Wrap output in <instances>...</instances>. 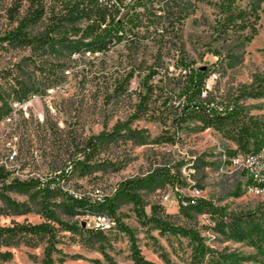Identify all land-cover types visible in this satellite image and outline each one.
<instances>
[{"label": "rangeland", "instance_id": "obj_1", "mask_svg": "<svg viewBox=\"0 0 264 264\" xmlns=\"http://www.w3.org/2000/svg\"><path fill=\"white\" fill-rule=\"evenodd\" d=\"M164 1H148L135 12L128 9L136 0L102 9L100 29L126 13L128 20L120 41L96 49L84 35L99 9L75 19L69 16L72 0H0V225L49 220L67 227L54 238L55 264H134L133 249L150 264H189L193 232L205 245L236 255L239 264H264V247L259 250L251 237L262 233L264 196L250 190L246 172L229 165L234 140L197 110L183 112L195 102L226 110L264 68V2L246 39L247 28L216 34L212 26L220 14L199 0H192L191 12L178 22L157 23L154 14L166 11ZM35 9L41 15L33 18ZM19 32L46 41L9 37ZM199 67L206 68L205 78L216 74L205 97L192 93ZM238 103L248 110L246 117L264 116V99L243 97ZM125 120L147 130L143 142L104 141L92 159L83 160L90 136ZM68 165L63 184L40 185ZM157 169L171 177L157 174L135 189L141 208L114 197L126 180ZM16 180L30 183L17 186ZM97 193L106 200L103 212L117 222L109 231L92 229L91 208L71 198L92 200ZM189 197L208 198L226 215L253 210L261 215L253 225L229 228L189 206L184 199ZM45 241L43 235L11 238L0 245V264H43Z\"/></svg>", "mask_w": 264, "mask_h": 264}, {"label": "trees", "instance_id": "obj_2", "mask_svg": "<svg viewBox=\"0 0 264 264\" xmlns=\"http://www.w3.org/2000/svg\"><path fill=\"white\" fill-rule=\"evenodd\" d=\"M151 0H136L129 7L128 11L131 10L135 12L137 7H145L147 2ZM158 2V0H156ZM206 4H211L217 8L220 17L216 20L215 26H212L214 32L218 35L226 32L227 30H243L245 28L250 29V34L247 33L246 39L252 36L254 31V24L251 18L254 20L257 17V11L259 4L264 2V0H199ZM97 0H87L86 3L83 0H72L70 2L69 16L75 19L82 18L85 15V11H89V16L92 11L98 10L96 18L93 20L90 26L91 32L84 35V37H90V43L94 44L96 49H105L107 45L114 41H120L123 36L120 34L119 30L123 31V27L127 25L125 20H128L127 13L124 15L123 20H116L111 22L108 26L105 25L100 29L101 24L105 18V7L100 6ZM193 6L192 0H166L164 5L161 6L165 8L163 14H154V19L158 23L162 19L167 18L170 23L178 22L180 19L186 17L191 12V7ZM81 7V8H80ZM103 9V10H102ZM101 10V11H100ZM108 10V9H107ZM161 8L159 9V11ZM41 10H34L31 17L36 18L41 15ZM124 21V22H123ZM124 24V25H123ZM87 27L84 28V30ZM77 34L78 31L73 32ZM9 37L18 38L28 43H42L46 41V38L41 35H30L25 33H17L16 35L10 34ZM195 79L193 83L192 93H200L203 85V80L206 76V68L199 67L194 73ZM251 82L248 84H243L239 90V93L233 98L232 103L226 110L222 111H211L210 109L202 106L199 103L185 104L183 107V112L190 108L197 110L203 115V121H206L208 125H213L223 132L227 137L234 140L236 144V149L233 150L232 154H236L238 151L243 152H258L264 147V116H248L245 107L239 104V100L243 97L251 98H262L264 99V68L260 72L252 74ZM9 113V109L4 111V115ZM245 117V118H244ZM119 137H124L125 139L138 140L143 142V139L147 137V130L145 128H134L130 124L129 120L116 122L111 130L101 131L97 135L90 136L86 143L84 144L82 154L83 160H90L96 149L104 141H109ZM252 140V141H251ZM72 168V167H71ZM70 168V169H71ZM71 171V170H70ZM157 174H165L169 177L171 175L168 171L163 169H157L154 172L147 175V177L142 179H130L126 180L120 184L114 194L116 196H124L134 202L136 206L141 208V197L135 192V189L142 183L155 178ZM66 175V172H64ZM26 181H15V185L23 186L29 184ZM47 188V187H45ZM44 188V189H45ZM238 191L234 192L233 195H238ZM72 201L80 206H86L91 208L93 212H103L102 204L103 202L93 201L90 202L84 198L72 197ZM188 200V205L194 207L197 211L202 213H209L210 215H215L218 222L229 228H239L243 223L250 222L251 225L255 224L259 215H261L260 210L237 212L234 214L226 215L223 213L222 207L215 205L212 200L203 197L184 198ZM111 198H109V202ZM110 208L111 203L107 204ZM141 211H143L141 209ZM150 220L157 221L154 215L148 217ZM55 220V219H54ZM60 229H67L63 226H55L51 221H41L38 223H13L11 225H0V245H9V240L11 238L21 236V235H43L45 237L46 245L43 249V264H55L52 258V252L54 249V238L56 232ZM260 231L264 233V226L259 227ZM261 233V234H262ZM252 235L253 244L261 250L264 247L263 235ZM191 238L193 241L192 247V260L189 264H239L238 257L233 254H226L217 249L209 247L204 244L203 238L200 237L196 232L191 233ZM247 239V238H246ZM249 239V238H248ZM247 239V240H248ZM134 264H150L145 262L143 258L138 254L136 249H133Z\"/></svg>", "mask_w": 264, "mask_h": 264}, {"label": "built area", "instance_id": "obj_3", "mask_svg": "<svg viewBox=\"0 0 264 264\" xmlns=\"http://www.w3.org/2000/svg\"><path fill=\"white\" fill-rule=\"evenodd\" d=\"M128 1H132V0H128ZM97 3L108 10H112L116 7H119V0H97ZM160 30L163 31L162 28H160ZM119 31L120 34L124 36V32L122 30ZM215 77L216 74L212 73V75H209L207 78L204 79L201 88L202 96L204 97L207 96L208 91L211 89V81ZM219 111H222V109L220 108ZM258 152H262V159H264V147L258 150ZM229 165L231 166L233 171L249 172V175H251L253 179V191H256V193H264V166H257V159H252V155H249V153L247 152L244 153L237 152L236 154L230 156ZM68 167H72V165H68L67 167L64 168V170H59L55 172L53 178H51L49 182L47 183L41 182L40 185L42 187L48 188V187H54L56 183L58 185L63 184L64 172H66ZM75 197H77V195H75ZM192 198L195 197H191L190 201H192ZM104 200L105 198L97 193L94 195L92 200L89 201L103 202ZM186 203H188V200L186 201ZM90 220H91L90 227L94 230L103 228L105 221H112V224H114L115 226L117 224L115 218L105 212H93V214H91L90 216Z\"/></svg>", "mask_w": 264, "mask_h": 264}, {"label": "bare ground", "instance_id": "obj_4", "mask_svg": "<svg viewBox=\"0 0 264 264\" xmlns=\"http://www.w3.org/2000/svg\"><path fill=\"white\" fill-rule=\"evenodd\" d=\"M212 75V74H211ZM249 155H252V159H257V166H264V159H262V152H248ZM224 160V158H222ZM247 175H249V172H246ZM249 179L253 185V179L251 175H249ZM250 190L253 191V186L250 187ZM251 191V192H252ZM256 195L264 196V193H256V191H253ZM100 202V201H99ZM87 214V213H86ZM93 214V212H92ZM115 227L114 224H112V221H105L103 228H100L96 231H109Z\"/></svg>", "mask_w": 264, "mask_h": 264}]
</instances>
